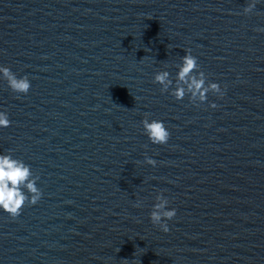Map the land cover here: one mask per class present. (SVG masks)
I'll use <instances>...</instances> for the list:
<instances>
[{
  "label": "water",
  "instance_id": "obj_1",
  "mask_svg": "<svg viewBox=\"0 0 264 264\" xmlns=\"http://www.w3.org/2000/svg\"><path fill=\"white\" fill-rule=\"evenodd\" d=\"M246 3L0 0V64L31 81L20 94L0 80V152L42 191L0 211V264H264V3ZM189 48L221 84L215 108L153 82ZM161 192L167 232L150 220Z\"/></svg>",
  "mask_w": 264,
  "mask_h": 264
},
{
  "label": "clouds",
  "instance_id": "obj_2",
  "mask_svg": "<svg viewBox=\"0 0 264 264\" xmlns=\"http://www.w3.org/2000/svg\"><path fill=\"white\" fill-rule=\"evenodd\" d=\"M258 3L264 0H247L243 8V14L253 12ZM256 31L264 32V26ZM174 78L165 67L154 74L153 82L161 86V92H169L176 100H183L186 96L193 105L208 103L209 107L215 108L214 101H209L208 94L223 96L221 84L210 80L208 75L200 68L198 57L192 54L191 49H185V55L175 65ZM0 80L6 81L8 87L15 93L27 94L31 81L27 75L17 76L7 65L0 64ZM11 121L6 110L0 109V128L8 127ZM144 133L153 144H165L169 140L170 131L161 119L150 118L145 114L142 121ZM144 162L156 166L157 161L145 154ZM39 175L34 174L31 165L24 160L15 157L12 151L0 152V211L6 212L15 218L20 215L22 207L27 203L35 205L42 196L38 187ZM141 204L136 201L137 207ZM169 199L161 192L157 193L155 203L150 212V220L153 224L167 232V221L176 215V209L168 207Z\"/></svg>",
  "mask_w": 264,
  "mask_h": 264
}]
</instances>
